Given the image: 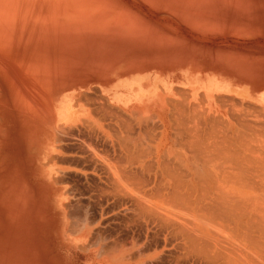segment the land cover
<instances>
[{
    "label": "rangeland",
    "instance_id": "rangeland-1",
    "mask_svg": "<svg viewBox=\"0 0 264 264\" xmlns=\"http://www.w3.org/2000/svg\"><path fill=\"white\" fill-rule=\"evenodd\" d=\"M71 8L79 10V15L77 16V12H74ZM49 14L53 15L49 16ZM71 15L74 16L71 17ZM131 75L144 76L143 80L154 85V88L168 84L170 87L181 88L182 92L186 90L181 93L184 100L189 94L186 102H184L179 98L178 93L175 94L177 88L175 90L172 88L175 93L168 92L166 105L168 108L173 109L178 101L183 102H180V104L185 106L177 105L178 108L181 107L186 112L182 113L181 118H179L181 113L177 112L179 114L177 115L178 118L175 117L176 114L174 115L176 111L171 113L174 109L169 112L174 115V118L180 119L181 124H185H180L181 128H185L180 130H184L190 135L187 133L183 135L184 132L181 133L184 136L183 140H191V137H193V141L197 140L196 143L203 145L200 150L206 149L209 151L210 148L218 146L219 139H221L222 146L224 145L225 149H229V146H232V144L229 145L230 142L233 145L236 143L232 138H238V134H235L238 133L236 131L241 129L239 136H242L239 139L241 143L243 142L242 147L244 150L248 149V151L249 148H252L250 151L251 154L255 155L256 161H253V154L252 159H250L251 157L248 156L250 154L245 153L244 150L234 153L238 150V146L239 149H242L241 145H238L240 143L239 139H237L239 143H236L238 146L236 148L232 146L234 150L230 147L232 150L226 152L231 155L234 153L233 156L241 155L239 159L241 158L243 165L245 164L243 161H247L244 160L245 157L242 159L243 153L241 154V152L243 151L244 155L247 154L249 157V163L253 161L252 164H256L253 166L246 163V168L252 165L251 170L255 168L254 172L259 170L258 172H261L264 176V156L262 157L264 148L260 147H264V131L261 130L262 127L264 128V122H262L263 124L260 123L261 116L258 119L259 122H257L262 127L260 124V127L251 124L255 129L253 130V127H251L249 130L245 126H241V123L237 124L238 120L236 119V131L234 129V118L240 116V122L243 120L244 123H249V119L253 118L250 122H255L259 117L257 115L262 114L259 109L262 108L261 110H263L264 108L251 104L252 97H250L251 100H246L250 96V91L248 87L241 85L245 81H251L252 84H261L260 86L264 88V0H0V264H109V260H106V258L112 256L113 258H120L121 256L125 257L127 254L130 255V257L127 256L130 261H135L137 254L143 248L141 253L148 252L147 255H149V253L155 251L157 252L156 256H158L153 257L154 260L153 258L145 259L146 264H186V262L176 258L180 254L178 250L176 251L171 247V239L164 243V233L159 228L160 231L156 229L157 224L146 223L135 215L134 210L132 212V207H130L133 206V204L131 205V197L134 196L132 193L138 190H133L132 183L127 185L126 182H135V180H132L134 175L137 174L136 176L140 177L139 175L142 176L146 171L148 174H144L145 179L140 177V180L144 179L141 181L142 184L145 182L144 186L138 180L139 178L135 177L139 181L140 186L138 188L143 186L141 189H148L152 185L154 186L153 182H156L155 175L157 174L155 172L162 169L160 165L156 164L166 165L164 162H159L158 159L162 155H158L159 151V153L162 150L166 152L167 156L164 157L163 155L161 159L166 158L167 162L172 155L171 163L168 162L167 164H169L168 167L172 166L177 170L180 168L178 169L176 165H179L180 162L177 163L176 159L178 161L182 159L181 163L183 164L184 160H187L185 163L188 164L192 162L200 164L198 159L201 160V157H204L203 153L206 155L207 151L204 152L203 150L201 153L200 150L198 151L199 148L197 149L198 144L195 146L191 144L192 147H196L197 153L203 154L198 153L196 155H200V158H196L197 162L196 159L194 160V151L193 158L189 153L191 151H185L190 145L189 143L187 147H183L186 148L185 150L181 147L183 146L181 140L177 141L181 146L165 143L162 137V124L154 116L156 110L152 113L153 118L150 117L151 119L143 117L142 120L139 114L135 112L136 115L133 114V120L131 114H129L131 117L127 116L128 114H122L123 112L120 110L121 114L118 111L117 117L113 116L112 119L111 116L104 120L97 113L99 117H94L99 103L91 101L90 115L86 113L85 108L74 105L75 112L73 109L71 112L78 119L76 121L70 119L65 123L63 119L68 114H65V109H62L58 115L61 121L56 123V113L54 112L56 100L63 95L69 94L77 97L82 92L86 94L90 92L93 96L89 94H85V96L94 97L96 95L95 97L98 98L99 95H103L101 90L104 84H113V82L117 84L118 79L120 83L121 78L130 77ZM95 86L99 91H95ZM191 86L196 90V95L193 94ZM90 87L95 90L89 89ZM115 88L117 89V86ZM203 90L211 91L214 98L208 99ZM94 91L95 93L99 92V94H94ZM118 92H124L123 88L119 89ZM184 93L186 94L185 97ZM168 98L174 99V102ZM259 100L261 101H255V103L264 102V95H261ZM195 104H198L199 108ZM190 105H192L191 109L193 107L192 112L194 113L191 111L189 113ZM183 107L187 109H183ZM202 107L204 109L206 107L205 112ZM242 107L246 110V113L248 109H253L252 113L255 110H259V112L253 113V115L255 114L253 116L249 111L246 115ZM76 108L80 109L81 112L77 111ZM240 108L243 112L239 110ZM198 109L199 112H197ZM238 110L242 112L240 115L235 112ZM202 111L206 116L201 114ZM216 113H220L219 115L227 121L229 119L232 126H229L231 124L229 121L225 120V123L220 116L216 122L218 117ZM235 113L237 114L235 117L230 115ZM171 114L168 115L169 119L172 116ZM189 114L190 116H188ZM199 114L204 117L200 118ZM211 114L213 116H209ZM119 115L123 116L121 120L125 118L126 121L127 118L126 122L129 121V123L119 126L122 122L116 119L119 118ZM90 116L94 118H90ZM191 116L192 121H190ZM84 117L87 118V121L84 120ZM136 117L138 120L135 119ZM205 117L206 120L208 117L209 120L213 117L215 120L212 119L210 122L207 120L209 122L207 123ZM246 117L248 121H245ZM174 118L171 117L172 120ZM183 118L188 120L184 121ZM198 118L201 120L203 118V121L201 122ZM254 118L256 119L254 120ZM89 120L90 122H88ZM140 121L142 122L140 123ZM199 121L201 125H199ZM147 122L151 124H147ZM195 122H197V126ZM88 123L94 125L88 126ZM215 123L216 126L212 127L211 125H215ZM219 123L224 126L220 125L221 127H219ZM125 124L134 126H130V129L127 125V131L129 129L134 133L136 131L141 138H143L145 132L144 138L145 136L150 138L148 140L145 138L146 142L142 144L144 139L140 140L139 137H135L138 133L133 135L134 133L129 131L128 133H131L136 141L131 139V134L124 139V136L128 135L127 131H124ZM178 124L179 121H177L176 126L180 128ZM186 125H189V127ZM109 127L111 128L109 129ZM242 127L251 136L246 137L247 134L244 131L241 132ZM190 128L192 129L188 132ZM259 128L263 133L257 131ZM154 130L158 131L157 134ZM221 131H224V135H221V137L224 136L223 138L219 135L222 134ZM232 131L236 137L232 134L231 138ZM214 132L216 137L217 134L219 135L217 145L216 139L213 138L215 137ZM227 132H230L229 137L225 136ZM111 133H114L115 135H113L117 138L111 136ZM117 134H119V137L122 136L123 139L118 140ZM151 134L157 135V137L160 136V138H152ZM211 134H213L212 137ZM182 135L178 138L181 139ZM256 135L258 139H256ZM198 137L207 142L204 143ZM252 137L255 141L250 142L253 139ZM207 138L209 139L206 140ZM224 138L227 141V146H225L226 141L223 140ZM227 138L232 140H227ZM248 138L251 139L249 143ZM126 139H131L133 142L129 140L130 145L128 144V146V140L125 141ZM137 139L141 145L134 143L138 142ZM211 139L214 140L215 145L213 142L208 143ZM259 139L260 142L262 141L261 143L257 141ZM122 140L124 143H122ZM149 140L151 142L156 141V144L151 146L152 143H150L149 145L147 143L150 142ZM187 141H185L186 144ZM120 142L127 154H129L127 146L130 148L134 144L133 147L137 145L142 150L147 147L146 144L149 145L151 152H149L150 150L147 151L157 153H152L154 157L152 154L149 156L148 152L144 150L143 152L148 155L146 156L145 153L142 154L143 156L139 155L143 159L136 157L135 151L132 155V150H136L137 146L130 148L131 151L129 152L139 161L141 159V164L147 160L148 164L147 161L144 163L147 166L149 160H152L153 157L154 163L150 161L153 165H149H152L151 168L148 166L147 171L145 165L141 166L139 161L136 158L133 159L130 154L131 157L128 156L133 159L131 160L132 165L122 163L126 161L130 163L131 161L128 159L127 154L125 156L124 153H121L123 150ZM254 142L256 143L255 147H253ZM131 143L133 144L131 145ZM159 143L161 147L165 146V148H161ZM201 143L210 146H204ZM250 143L253 144L249 146ZM49 144L52 146L50 153L46 152L47 148L50 147ZM124 145L127 146L124 148ZM143 145L145 147H142ZM220 145L219 147H222ZM256 146L259 148H257L258 150L255 149ZM140 149L137 150L138 154L141 153H139ZM174 150L179 154L182 153V155H174ZM212 150L215 151L214 148ZM256 151H259L260 154L255 153ZM122 155L127 157L129 161L126 158L122 159ZM257 155L258 158L260 157L259 159ZM134 160L136 162L133 163ZM111 161L112 163L117 161L120 165V168L117 165L121 171L120 174H125L131 168L136 169L133 171L136 173L138 165L141 170L138 169L139 174L138 172L132 174L128 170V173L131 172L132 174L130 175L132 181L128 180L129 177L126 178L124 174H121L124 178L120 177L123 180H119V172L115 173H118L117 175L113 173L116 166ZM120 163L124 166L130 165V167L126 166L125 168L128 169L123 168L125 171L122 172ZM170 164L172 165L170 166ZM183 164L179 166L183 168ZM110 167L113 168V171ZM150 169H153V172L151 171L152 174L154 173L153 181L150 180L152 178L151 173H149ZM109 171L118 177L121 185L126 183L125 187L128 186L129 193H131L130 199L127 197L129 196L128 192L125 191L127 188L123 187L124 190L122 189L125 193L118 189L120 186H117L118 188L115 190H119L123 195L127 193V196H120L119 191L118 194L113 191L116 195L112 192V189H116L115 187L119 182L116 181V185H113V188L111 187L110 179L115 182L117 178L115 177L114 180ZM140 171L143 173L140 174ZM146 174L150 175L151 178L149 179ZM160 174H162L161 171ZM109 175H112V178ZM158 176L160 177L159 173ZM147 177L148 179H146ZM125 178L127 181H125ZM156 178L158 177L156 176ZM257 179L259 180L258 177L254 178L255 183L258 181ZM145 180L152 183L147 182L146 185ZM262 180H264V177H262ZM262 180L261 182L264 184ZM112 182L111 184H113ZM135 183V188H137ZM258 183L260 182L258 181ZM248 194L255 197L252 191H249ZM258 196L264 198L263 195ZM132 198L134 199V197ZM86 227L90 228L87 236L86 234L82 235ZM118 244H121L122 247H119ZM144 244L146 247H143ZM104 248L107 254H105ZM111 248H115V250H111ZM135 250L136 252H134ZM132 251L133 254H130ZM98 252L102 253L99 254ZM123 258L121 260H126ZM121 263V261L118 262V264Z\"/></svg>",
    "mask_w": 264,
    "mask_h": 264
},
{
    "label": "bare ground",
    "instance_id": "bare-ground-1",
    "mask_svg": "<svg viewBox=\"0 0 264 264\" xmlns=\"http://www.w3.org/2000/svg\"><path fill=\"white\" fill-rule=\"evenodd\" d=\"M72 10H74V12L76 11L77 12V16L79 15L78 14V12H79V10H75V9H73V8H71ZM82 10V9H81ZM80 10V11H81ZM83 12V11H82ZM84 13V12H83ZM48 14V13H47ZM143 14H145V13H143ZM148 14V13H147ZM53 15V14H52ZM51 14H49V16H52ZM85 15V14H84ZM146 15V14H145ZM74 15H71V17H73ZM76 16V15H75ZM48 17V16H47ZM66 17H68V16H66ZM65 17V18H66ZM82 17V16H81ZM85 19V18H84ZM83 20V19H82ZM182 28V27H181ZM186 33V32H185ZM195 40V39H194ZM127 65V64H126ZM2 66V65H1ZM140 71V70H139ZM131 72V71H130ZM141 72V71H140ZM125 74V73H124ZM12 77V76H11ZM145 77L144 76H135V75H131L130 77H123V78H121V81H120V83H119V79L116 81V82H118L117 84H114V82H113V84L112 85H115V86H117V89L115 88V86H112L111 84H109V83H107V84H104V86H103V89L101 90V92L103 93V95L101 96V95H99L98 96V98L97 97H95L96 95H94V97H92L93 95H92V93L90 94V92L89 93H87V94H89V95H92V96H85V92H82V93H84V94H82V93H80V94H82V95H84V96H82V95H80L79 94V96H75L74 95V97L71 95H63L61 98H59L58 100H56V106H55V118H56V123H58L59 121H61V118H59V113H61V110L62 109H65V114H68V116L65 118V119H63V121H65V123L67 122V121H69L70 119L71 120H73V121H76L78 118H76V116H74L73 114H72V112H71V110L74 108V105L77 107V106H81L82 108H85V111H86V113L87 114H89L90 115V113H91V108H90V106H91V104H90V102L91 101H97L98 103H99V106H98V110L97 111H95V114L97 113V114H99V115H101V117L105 120V119H107V118H109V117H111L112 116V119L114 118L113 116H115V117H117L116 116V114H118V111H119V113L121 114V111L123 112L122 114H125L126 113V115L127 116H130L129 114H131V116H132V118L134 117L133 116V114L136 112V113H138L139 114V116L141 117V119L143 120L144 118L143 117H147V118H149V119H151V118H153L151 115H152V113L154 112V110H156V112H155V115L154 116H156V118L155 119H157L158 121H160L161 122V124H162V137L165 139H163V141L165 142V143H171V144H176V146H177V144H179V146H181V144L183 145V146H181L182 148L185 146V147H187L188 146V143L190 144L188 147H190L191 149H189L188 147H187V150H185L186 148H183L185 151H191V152H189V153H191V157H192V154H193V151H194V154H193V156H195L194 157V160L196 159V158H198L200 155H203L204 154V157L202 156L201 157V160L200 159H198L199 160V162H200V164L199 163H197V164H194L193 162L191 163V164H188V163H185V161L187 162V160H184V164L183 163H181V161H183L182 159H181V157H180V161H178L177 159L175 160L177 163H179L180 162V164H183V168H181L179 165H176V166H178V169L179 170H177V168L176 169H174V168H172V164H170V166L171 167H168V165L169 164H167L168 162H170L171 163V158H172V155L170 156V158H169V160H168V162L165 160L166 158H162L161 159V157L164 155V157H166L167 155H166V152H163V150H162V152L161 153H159L160 151L159 150H157V151H159L158 152V155L159 154H162L161 155V157H160V159H158L159 160V162H164L166 165H164V164H162V163H158V164H156V165H160V167L162 168H160V167H156V168H160L161 170V173L162 174H160V171L159 172H155V179H156V182L154 181L153 183H154V186L152 185V187H149L148 189H146V188H142L141 189V187H143L144 186V183L142 184V182L141 181H143L144 179H145V173H147L148 174V172H146L145 171V169L147 170V168H148V166L150 165V164H152V163H154V161H153V157H154V155L152 154V153H154L153 151H152V153H149V152H151V148H149L150 146V143H152V145L151 146H153L154 144H156L155 142H154V140L151 142V140H149L150 142H147V143H149V145H147L146 144V146L148 147H146L145 149H140V148H138V147H140V146H137V145H141V143L139 142V140H138V142H134L135 144L137 143V145H135L134 147H133V143H131V149L132 148H135L136 146H137V148H135L136 150H132V152H131V154L133 153V151H135L136 152V157L138 156V157H140V158H142L141 156H139V155H142V154H144L145 153V155H146V152H148L149 150V152H148V154H149V156H150V154H152L153 155V157H152V160H149V158H148V160H149V165L147 166L146 164H144L145 163V161H147V160H145L144 161V163L143 164H141V159H140V161L138 160V158H136L138 161H139V163H140V165L142 166V165H145V169H144V173L143 172H141L140 171V174H142V176L141 175H139L141 178H144L143 180H140L141 178L140 177H138V176H136L137 174V172H138V174H139V170H141V169H139L138 167H139V165L136 167L137 168V171H136V173L135 172H133L134 170H136V169H133V168H131V170L130 169H128V168H125L126 166L128 167H130V165H132V161L131 160H133V159H135L134 158V156H132V155H134V153L131 155L130 154V152L129 151H131V149L128 147L130 144H129V140H133L135 137H139L138 135H140L138 132H136L135 131V133H134V131H131L130 129V126L132 127L133 125H130V124H125V127H124V131H127L128 130V128H130L129 129V131H131V133H134L133 135H135L136 133H138L137 134V136H135V137H132V134L131 133H128L129 131H127V133H128V135L126 136H124V134H126V132H124V134H123V136H124V139L127 137L128 138V136L130 135L131 136V139H126L125 141H127V145H124V148H125V146H127L126 148H127V150H129L128 151V153L133 157V159L131 158H129V154H127L126 152H124V150H123V147L121 146V145H123L122 143H124V141L122 140V143L120 144V143H118V144H120V146L122 147V150H123V152L121 151V153H124V155L126 156V154H127V156H128V159H130V163L129 162H122V163H128V164H130V165H126V166H124V165H122V163H120L121 164V169L123 170V168H125L126 170L128 169V170H130L131 172H132V174H136V175H134V179L130 176V175H132L131 174V172L130 173H128V170H127V172L124 174V173H121V174H124L125 175V177L126 178H128V180H131V178H132V180H135V182H137V183H135L134 181V183L137 185L136 187L137 188H135V185H134V183L133 182H130V181H127V179L125 180V181H127L126 183H127V185H130L131 183V185H132V188H133V186H134V188H133V190L134 189H137L138 191H135V192H133L132 193V195H134V196H132V197H134V199L131 197V201H132V203H131V205L133 204V206H130V207H132L131 209H132V212H133V210H134V213H135V215H137V217L140 219H142V220H144L146 223H148V222H151V223H154L153 225L156 227V229H160L164 234H163V241H164V243H167L168 241H170V239H171V242L172 243H170L171 244V247H173L176 251L178 250L179 252V254H180V259H179V257H176V258H178V260H182L183 262H186V264H264V198H261V197H259L258 195H263L262 197H264V184H262V182H261V180H262V177H264L263 175H262V173L261 172H258V171H256V172H254L253 170L255 169V168H253L252 170H251V166L253 165L252 164V162L253 161H256V158L254 157L255 155L253 154V161L252 162H250L249 163V157H251L250 159H252V154H251V151L250 150H252V148L250 149L249 147H246L247 146V144L245 143V141H244V144H246V148H249V151H248V149H246V150H244V148L242 147V145H243V142L241 143L240 142V139H239V137H241L242 135H241V132L243 133V131H244V133H246L247 134V136L246 137H248V136H251L250 134L248 135V132H246L245 131V129H244V127H242L243 128V130L240 132V135L241 136H239V131L241 130H239V131H236V126H235V122H236V119L238 120V122H236L237 124L238 123H241V126L243 125V126H245L246 127V129H251V127H253V126H251V124H256V126L258 125V127H260L261 126V124H263L262 122H264V118H263V116H264V112H262V111H264V108H263V110H261V109H259L261 112L260 113H262V114H259V113H256V114H259V115H257V116H259L258 118H257V120H255L256 118H254V120H255V122H250L252 119L250 118L249 119V123L247 122V123H244V121L243 120H241L242 122H240V116L238 117V118H234L235 119V121H234V129H235V131L236 132H238V133H235V134H238L237 136H238V138L236 137V135H234V133H233V127H232V133H231V138H232V134L236 137L235 139L234 138H232L233 139V141H235L238 145H241V147H242V149H239V146L238 145H236V143L233 145V143H231L230 142V144L229 145H231L232 144V146H235V148L237 147L238 148V150L237 151H235L234 153H237L238 151H241V150H244V152L245 153H249L250 155H248L247 156V154H246V156L244 155L245 153L242 151L241 152V154L243 153V157H242V159L244 158V160H247L246 162L245 161H243V163H249V164H252V165H249L247 168H246V166H247V164L245 165V164H243L242 165V160H241V158L239 159V157H241V155L239 156L238 154L236 155V156H233V154L231 155L230 153H227L226 151L227 150H232V146H229V149H225V147H223L222 146V143H220L221 142V139H219L220 140V142H219V145L220 146H222V147H219V145L218 146H216V147H212L213 145L211 144V147L212 148H210L209 149V147H208V149H209V151H207L206 149H203L204 150V152L205 151H207L206 152V155H205V153H203V154H200L199 152V156H196V155H198V153H197V150H195L196 149V147L194 148V147H192V146H195V145H197L198 143H196V141L197 140H192V138L193 137H191V140L190 139H184L183 140V138H184V136L183 135H185V133H187V132H184V130H180V129H185V128H181V125H185V124H181L180 123V119H177L178 118V116L177 115H179L178 113H181V115L179 116V118H181V116H183L182 115V113H186V112H184L185 110H182L181 109V107L180 108H178V106H180L181 104H180V102L178 101V104H177V101H176V104L178 105H174V111H172L171 112V110H173V109H170V108H168L167 107V105H166V97H168L169 95H168V92H171V93H175V94H179L180 95V97L179 98H181L182 100H184L183 99V95H182V97H181V93H183V92H185L186 90H184L183 92H182V90H181V88H178V87H170V85L168 86V84H163V85H160L159 87H156V88H154V85H152V84H150V83H148V82H146V81H144L143 79H144ZM85 83H87V82H85ZM100 84V83H99ZM109 84V85H108ZM84 85V84H83ZM102 85V84H101ZM82 86V85H81ZM2 87H4V86H2ZM5 88V87H4ZM96 90H95V89ZM92 87V89H94L96 92H97V87L95 86V87ZM123 88V90H124V92H118V90L119 89H122ZM157 88H159V89H157ZM172 88H174V90L177 88L178 90H180L179 92H177L178 90L176 89L175 90V92H174V90L172 89ZM89 89H91V87L89 88ZM91 89V90H92ZM191 89L193 90V94L194 95H196V90L191 86ZM90 90V91H91ZM173 90V91H172ZM95 91H94V94H99V92L98 93H95ZM99 91V90H98ZM93 92V91H92ZM203 93L205 94V96L208 98V99H213L214 98V94L213 93H211V91H205V90H203ZM54 94V93H53ZM86 94V95H87ZM174 94V95H175ZM185 94V93H184ZM188 94V93H187ZM189 95V94H188ZM188 95L186 96V94L184 95V97L186 98V100H187V97H188ZM97 98V99H96ZM168 99H170V98H168ZM180 99V100H181ZM49 100V99H48ZM171 100V99H170ZM174 100V99H173ZM173 100H171L172 102H174ZM186 100H184V102H186ZM202 100V99H201ZM203 100H204V97H203ZM169 101V100H168ZM199 101V100H198ZM208 101V100H207ZM254 101H261V100H254ZM254 101H250V103L251 104H254V105H256L257 107H258V105L259 106H261V107H264V105H262V103H264V102H261V103H255ZM203 102V101H202ZM205 102V101H204ZM46 103V102H45ZM168 103V102H167ZM181 103H183V102H181ZM190 104L192 103L191 101L189 102ZM201 103V102H200ZM169 104V103H168ZM180 104V105H179ZM186 104V103H185ZM199 104V103H198ZM198 104L196 105L197 107H198ZM212 104V103H211ZM172 105V104H171ZM182 105H184V104H182ZM181 105V106H182ZM232 105H233V103H232ZM235 105V104H234ZM47 106V105H46ZM177 106V107H176ZM185 106V105H184ZM191 106L192 105H190L189 107H190V109H188L189 110V113H190V111L192 112V110H193V107H192V109H191ZM203 106V105H202ZM170 107V106H169ZM207 107V106H206ZM206 107H205V109H206ZM199 108V107H198ZM203 108V107H202ZM201 108V109H202ZM260 108V107H259ZM48 109V108H47ZM77 109V108H76ZM181 109V110H180ZM183 109H187V108H184L183 107ZM205 109L203 108L202 110H204V112H205ZM242 109H243V111H245V113H246V110L242 107ZM74 110V109H73ZM121 110V111H120ZM153 110V111H152ZM195 110V109H194ZM197 110V109H196ZM239 110H241V108L239 109ZM235 111L236 113L238 112L239 113V115L243 112L242 110V112H240V111ZM259 110H255V112H259ZM77 111H80L81 112V110L80 109H77ZM174 113L175 111H176V113H174V115H175V117L177 116V118H174L173 116L174 115H172L171 113ZM187 111V110H186ZM200 110L198 109V111L197 112H199ZM251 112V111H253V109L252 110H250V109H248V111H247V113H246V115H248V112ZM69 112V113H68ZM74 112H75V110H74ZM178 112V113H177ZM203 112V111H202ZM201 112V114H203V115H205L204 114V112L202 113ZM224 112V111H223ZM226 112V111H225ZM228 112V111H227ZM226 112V113H227ZM255 112H253V113H255ZM79 113V112H78ZM136 113L134 114V115H136ZM192 113H194V112H192ZM191 113V114H192ZM210 113V112H209ZM208 113V114H209ZM229 113H231V112H229ZM230 114V115H232V116H234L235 117V115H237V114ZM245 113L243 114V117H244V115H245ZM253 113L251 112V114L253 115ZM48 114V113H47ZM94 115V117L95 116H98L99 117V115ZM142 114H145L144 116H141ZM169 114H171L172 116V118H174L173 120L171 119V117H170V119L168 118L169 116ZM197 114V113H196ZM201 114H199L200 115V118L201 117H204V116H201ZM207 114V115H208ZM212 114H213V112H212ZM209 115V116H213V115H215V114H213V115ZM217 114V113H216ZM220 113H218L217 114V118H216V122H217V120H218V118H219V115ZM250 114V113H249ZM186 114H184V116H185ZM255 115V114H254ZM253 115V116H254ZM92 116V115H91ZM90 116V118H94V117H91ZM126 116V117H127ZM130 116V117H131ZM188 116H190V114L188 115ZM206 116V115H205ZM229 116V115H228ZM242 116V115H241ZM253 116H251V117H253ZM256 116V117H257ZM260 116H261V119H260ZM88 117V116H87ZM121 117V115H119V118H116V119H118V121H122L121 123H120V125L119 126H122V124H124V123H129V121L128 122H126L127 121V118H126V121H125V118L123 119V120H121L122 119V117ZM125 117V116H124ZM130 117H129V119H130ZM151 117V118H150ZM185 117H187V116H185ZM215 117H216V115H215ZM221 117V116H220ZM230 117V116H229ZM248 118H249V116H247ZM246 117V119H245V121L247 120L248 121V118ZM81 118V117H80ZM89 118V117H88ZM101 118V119H102ZM139 118V117H138ZM212 118V117H211ZM263 118V119H262ZM87 119V118H86ZM85 119V117H84V120H86ZM98 119V118H97ZM120 119V120H119ZM135 119H137V117L135 118ZM140 118H139V120H141ZM149 119H146V120H149ZM154 119V121H156ZM184 119V118H183ZM190 119V118H189ZM192 116H191V120L190 121H192ZM196 119V118H195ZM199 119V118H198ZM212 119H214V117L212 118ZM212 119H210L209 120V117H208V119L207 120H209V122L210 121H212ZM221 119L222 120H224V122H225V120L226 119H224V117H221ZM232 119V118H231ZM233 119V120H234ZM242 119V118H241ZM244 119V118H243ZM258 119H260V126H259V124H258V122H259V120ZM82 120H83V118H82ZM132 120V119H131ZM131 120H130V122H131ZM133 120H134V118H133ZM138 120V119H137ZM153 120V119H152ZM171 120L173 121L172 123H171ZM179 121V124H178V126H180V128H178L176 125H177V121ZM185 120H188L187 118H185L184 119V121ZM197 120V119H196ZM201 122L203 121V118H202V120L201 119H199ZM205 120H206V117H205ZM206 120V121H207ZM215 120V119H214ZM222 120H219V121H222ZM54 121V120H53ZM87 121V120H86ZM96 121V120H95ZM110 121V120H109ZM181 121H183V120H181ZM199 121V122H200ZM218 121V122H219ZM227 121V120H226ZM228 121H229V119H228ZM227 121V122H228ZM258 121V122H257ZM88 122H90V120L88 121ZM113 122V121H112ZM135 122H136V120H135ZM142 121H140V123H141ZM150 122H153V121H150ZM150 122H147V124H149ZM198 122V123H199ZM201 122H200V124L199 125H201ZM208 121H207V123H209ZM223 122V121H222ZM222 122H220V123H222ZM230 122V121H229ZM92 123V122H91ZM97 123V122H96ZM108 123V122H107ZM137 123H139V122H137ZM155 123H157V122H155ZM204 123V122H203ZM218 124L219 125V127H221L222 126V124ZM226 123V122H225ZM231 124H229V126L231 127L232 126V122H230ZM89 124V123H88ZM111 124V123H110ZM133 124V123H132ZM146 124V125H147ZM151 124V123H150ZM181 124V125H180ZM195 124H196V126L198 125L197 124V122H195ZM228 124V123H227ZM236 124V125H237ZM62 125V124H61ZM90 125H94V124H89L88 126H90ZM96 125V124H95ZM105 125V124H104ZM103 125V126H104ZM107 125V124H106ZM105 125V126H106ZM175 125V126H174ZM208 125H210V124H208ZM221 125V126H220ZM240 125V124H239ZM112 126H113V124H112ZM115 126V125H114ZM117 126V125H116ZM128 128H127V127ZM138 126H139V124H138ZM158 125L156 124V127H157ZM187 126V125H186ZM185 126V127H186ZM202 126H203V124H202ZM206 126V125H205ZM212 127L213 126H216V123H215V125H211ZM224 126V125H223ZM222 126V127H223ZM227 125L225 124V127H226ZM238 126V125H237ZM241 126H239V127H241ZM95 127V126H94ZM98 127V126H97ZM108 127V126H107ZM134 127V126H133ZM141 127V126H140ZM161 127V126H160ZM184 127V126H183ZM187 127H189V125L187 126ZM200 127V126H199ZM209 127V126H208ZM230 127H228V128H230ZM262 127V126H261ZM99 128V127H98ZM111 127H109V129H110ZM125 128H127V129H125ZM150 128V127H149ZM153 128V127H152ZM151 128V129H152ZM155 128V127H154ZM153 128V129H154ZM177 128V129H176ZM194 128V127H193ZM196 128V127H195ZM216 128V127H215ZM214 128V129H215ZM227 128V129H228ZM122 129V128H121ZM142 130L144 129L143 127L141 128ZM140 129V130H141ZM151 129H149L150 130V132H152L151 131ZM152 129V130H153ZM157 129V128H156ZM159 129V128H158ZM180 131H182V132H180ZM192 128H190L189 130H188V132H190V130H191ZM201 129V128H200ZM217 129H218V127H217ZM226 129V131H228ZM231 129V128H230ZM237 129H238V127H237ZM255 129V127H253V130ZM260 129L261 128H259V130H257V131H259V132H261V133H263L262 131H260ZM104 130V129H103ZM103 130H102V132H103ZM123 130V129H122ZM135 130V129H134ZM141 130V131H142ZM145 130H147V129H145ZM187 130V129H186ZM197 130H198V128H197ZM206 130H207V127H206ZM209 130V129H208ZM248 130V131H249ZM261 130H263L264 131V128L262 127V129ZM56 131V130H55ZM107 131V130H106ZM105 131V132H106ZM137 131H138V129H137ZM155 131V130H154ZM205 131V130H204ZM203 131V132H204ZM215 131H217L216 129H215ZM218 131H220V130H218ZM224 131H225V129H224ZM224 131H221V133L222 134H219L220 135V137H221V135H224ZM231 131V130H230ZM234 131V132H235ZM257 131H255V132H257ZM108 132V131H107ZM106 132V133H107ZM118 132V131H117ZM123 132V131H122ZM150 132L148 133L149 134V136H150ZM156 132H158V131H155V133ZM173 132V133H172ZM183 132H184V134H183ZM194 132H195V130H194ZM193 132V134H195ZM206 132V131H205ZM204 132V133H205ZM209 132V131H208ZM211 132H213V130H211ZM250 132V131H249ZM254 132V131H253ZM110 133V132H109ZM146 133H147V131H146ZM183 135H182V134ZM210 133V132H209ZM230 133V132H229ZM228 132H227V135L225 134V136H227V137H229L230 136V134H229ZM260 133V134H261ZM114 134V133H113ZM112 133H111V136H114ZM120 134V133H119ZM119 134H117V136L119 135ZM143 134V133H142ZM157 134V133H156ZM179 134H181L182 135V138L181 139H179L178 137L179 136H181V135H179ZM188 135H190L189 133H187ZM192 134V133H191ZM228 134H229V136H228ZM251 134H252V132H251ZM255 134V133H254ZM47 135H48V133H47ZM121 135V134H120ZM144 135H146L145 134V132H144V134H143V138H141V137H139L140 138V140H142V139H144V142L142 141V144L144 143L145 144V142H146V139L148 140L149 138H147L146 136H145V138H144ZM152 135V134H151ZM178 135V136H177ZM210 135V134H209ZM212 135L213 134H211V137H212ZM214 135H215V137H213L214 139H216V145L218 144L217 143V139H218V137H219V135L217 134V137H216V134H215V132H214ZM243 135H245V134H243ZM258 136H259V134H257ZM256 135V136H257ZM40 136V135H39ZM198 136V135H197ZM203 136V135H202ZM233 136V137H234ZM258 136H257V138L256 139H258ZM264 136V135H263ZM263 136H261V137H263ZM54 137V136H53ZM108 137H110V136H108ZM115 137V136H114ZM119 137V136H118ZM152 138L153 137H157V135L155 136L154 134L151 136ZM186 137V136H185ZM210 137V136H209ZM210 137V138H211ZM224 137V136H223ZM223 137H221V138H223ZM243 137H245V136H243ZM253 137H254V135H253ZM252 137V138H253ZM113 138V137H112ZM115 138H117V137H115ZM120 138V139H119ZM118 138V140H121V138H122V136H120ZM151 138V139H152ZM160 138V136H158L157 137V139H159ZM201 139V137H198V139ZM226 138V137H225ZM223 139V140H225L226 141V139ZM231 138H227V140H232ZM250 138V137H249ZM249 138H248V143H249V141L251 140H249ZM255 138V137H254ZM254 138L250 141V142H253V141H255L254 140ZM260 138V137H259ZM264 138V137H263ZM108 139V138H107ZM123 139V138H122ZM204 139V138H203ZM209 138H207L206 140H208ZM237 139H239V142H237ZM131 140V141H132ZM179 140H181L180 142H181V144L180 143H178L177 141H179ZM186 140H188L187 141V144H186ZM202 140V139H201ZM200 140V141H201ZM222 140V141H223ZM263 140V139H262ZM113 141V140H112ZM134 141H136V139H134ZM162 141V140H161ZM203 141V140H202ZM210 141V140H209ZM214 141V140H213ZM212 141V139H211V141L210 142H208L209 144L210 143H212L213 142ZM242 141H243V138H242ZM258 142H260V139L259 140H257ZM257 141H256V143H257ZM114 142V141H113ZM112 142V143H113ZM117 142H119V141H117ZM133 142V141H132ZM198 142H199V140H198ZM204 142V141H203ZM207 142V141H206ZM206 142H204V143H206ZM262 142V141H261ZM260 142V143H261ZM53 143V142H52ZM116 143V142H115ZM139 143V144H138ZM164 143V144H165ZM204 143H201V144H204ZM214 143V142H213ZM256 143L254 142V144L253 143H250L249 144V146L250 145H252L253 144V147H255V145H256ZM126 144V143H125ZM191 144H192V146H191ZM223 144H225V143H223ZM259 144V143H258ZM214 145H215V143H214ZM260 145H262V144H260ZM259 145V146H260ZM49 146H50V144H49ZM118 146V145H117ZM156 146V145H155ZM154 146V147H155ZM159 146L161 147V145H160V143H159ZM204 146H210V145H206V144H204ZM225 146H227V141H226V144H225ZM258 146V145H257ZM256 146V148L255 149H257L258 147ZM52 146H50V147H48L47 148V150H46V152H48V153H50L51 152V150H52V148H51ZM142 147H145L144 145L142 146ZM159 147V148H160ZM163 147V146H162ZM161 147V148H162ZM167 147V146H166ZM175 147V146H174ZM200 147H201V149H202V147H203V145L201 146V145H199L198 144V146H197V149H198V151L200 150ZM230 147H232L231 149H230ZM252 147V146H251ZM260 147H262V148H264L263 146H260ZM163 148H165V146L163 147ZM171 148V147H170ZM206 148V147H205ZM215 149V151L214 150H212V149ZM121 149V148H120ZM141 150V151H139V153L140 154H138L137 153V150ZM158 149V148H157ZM167 149H168V147H167ZM175 149V148H174ZM255 149L253 148V150L255 151ZM259 149V148H258ZM257 149V150H258ZM143 150L144 151H146V152H143ZM148 150V151H147ZM152 150H154L153 148H152ZM203 150H200L201 151V153H202V151ZM233 150H234V148H233ZM260 150H262L261 148H260ZM175 151V153H174V155L175 154H179L178 152H176V150H174ZM253 151V152H254ZM143 152V153H142ZM195 152H196V154H195ZM233 152V151H232ZM258 152V153H257ZM264 152V151H263ZM38 153V152H37ZM156 153V152H155ZM154 153V154H155ZM164 153V154H163ZM255 153H257V154H260V152L259 151H256ZM262 153V152H261ZM147 154V155H148ZM157 154V153H156ZM230 154V155H229ZM262 154H264V153H262ZM144 155V157L146 158V156ZM166 155V156H165ZM179 155H182V153L181 154H179ZM235 155V154H234ZM56 156V155H55ZM130 156V157H131ZM143 156V155H142ZM185 156V155H184ZM233 156V157H232ZM264 155H262V157H263ZM50 157H51V155H50ZM49 157V158H50ZM122 157H123V155H122ZM169 157V156H168ZM190 157V158H191ZM248 157V158H247ZM48 158V159H49ZM124 158H126L127 159V157H123L122 159H124ZM193 158V157H192ZM200 158V157H199ZM257 158H258V155H257ZM260 158V157H259ZM258 158V159H259ZM52 159V158H51ZM127 159V160H128ZM143 159V158H142ZM151 159V158H150ZM168 159V158H167ZM173 159V158H172ZM178 159H179V157H178ZM187 159H188V157H187ZM264 159V158H263ZM190 160V159H189ZM240 160H241V162H240ZM119 161V160H118ZM123 161V160H122ZM129 161V160H128ZM150 161H153L152 163L150 162ZM195 161H197V159L195 160ZM114 162H116V163H112V161H111V163L112 164H115V166H116V168L114 169V171L115 172H113L114 174L116 173V172H119V180L121 179V180H123L122 178H120V177H123L124 178V176L123 175H121L120 174V165L117 163V161H114ZM121 162V161H120ZM134 162H136V160H134L133 161V163ZM157 162V161H156ZM176 162H174L175 164H177ZM189 162V161H188ZM198 162V161H197ZM261 162V161H260ZM47 163V162H46ZM138 163V162H137ZM147 164H148V161L146 162ZM174 163H173V165H174ZM199 164V165H198ZM261 164V163H260ZM259 164V165H260ZM117 165H118V167H117ZM153 165V164H152ZM151 165V166H152ZM164 165V166H163ZM256 165V164H255ZM255 165H253V166H255ZM114 166V165H113ZM113 166H111V167H113ZM151 166H149L150 168H151ZM111 167H110V169H111ZM132 167V166H131ZM250 167V168H249ZM260 167V166H259ZM134 168H135V166H134ZM144 168V167H143ZM249 168V169H248ZM258 168V167H257ZM113 169V168H112ZM111 169V171H113ZM125 169L122 171V172H124L125 171ZM139 169V170H138ZM149 169V168H148ZM259 169V168H258ZM109 170V169H108ZM116 170H118V171H116ZM153 170V169H152ZM151 169H150V171H149V173H151V176H152V178H151V176L150 175H147L146 174V176H149V179L151 180V181H153V174H152V171ZM111 171H109L110 172V174H112L113 175V179L115 180V177L116 176H114V174L113 173H111ZM148 171V170H147ZM152 171V172H151ZM258 172V173H257ZM263 172V171H262ZM158 173H159V175H160V177L158 176ZM259 173H261V175H259ZM264 173V172H263ZM118 174V173H117ZM117 174H115V175H117ZM127 174V175H126ZM112 175H109V176H111L110 178H112ZM129 175V176H128ZM162 175V176H161ZM156 176L159 178H156ZM131 177V178H130ZM135 177H138L139 179L138 180H140V183L143 185V186H141L140 188H138L140 185H139V181L138 180H136L135 179ZM256 177H258L259 178V182L260 183H258V181H256V183H255V181H254V178H256ZM117 179L115 180V182H112L111 180L112 179H110V185H111V187L113 188L114 186L113 185H116V183L117 182H119L117 185H116V189H112V192L113 191H115V190H117V188L118 189H121V191H122V189L124 190V188H127V187H125V184H123L122 183V185H121V183H120V181L118 180V177H116ZM146 179H148V177L146 178ZM157 179H158V181H157ZM131 180V181H132ZM253 180V181H252ZM256 180V179H255ZM117 181V182H116ZM146 181V180H145ZM149 180H147L146 181V185H147V182H148ZM150 181V182H151ZM262 181H264V180H262ZM111 182L113 183V184H111ZM122 182V181H121ZM124 182V181H123ZM150 182H148V183H150ZM158 182V184H156L155 185V183H157ZM152 183V182H151ZM264 183V182H263ZM118 186V187H117ZM122 186V187H121ZM124 187V188H123ZM130 188V187H129ZM119 191V190H118ZM118 191H115L117 194H118ZM125 191H127L128 192V195L129 196H127V193L125 194V195H123V193H125ZM125 191H122L123 193L121 194L120 193V191H119V195L120 196H127L128 198L131 196L130 194L131 193H129V190H128V188H127V190L125 189ZM249 191H252L253 193H254V195H255V197H251V196H249V194H248V192ZM114 193V192H113ZM116 193H114L115 195H116ZM251 194V193H250ZM118 195V196H119ZM130 199V198H129ZM133 199V200H132ZM130 209V208H129ZM137 218V219H138ZM141 220V221H142ZM143 221V222H144ZM144 224V223H143ZM152 225V224H151ZM152 225V226H153ZM145 226H146V224H145ZM148 226V225H147ZM150 226V225H149ZM151 226V227H152ZM157 226H159V227H157ZM153 228V227H152ZM90 228L89 227H86L85 229H84V231H83V234L82 235H85L86 234V236L89 234V232L90 231H88ZM158 229V230H159ZM82 230V229H81ZM157 230V231H158ZM159 230V231H160ZM91 238V237H90ZM89 243H91V242H89ZM120 243V242H119ZM103 245V244H102ZM119 245V244H118ZM131 245V244H130ZM140 245V244H139ZM105 246H108V245H105ZM121 246V244L119 245V247ZM125 246V245H124ZM133 246H135V245H133ZM143 246V245H142ZM141 246V247H142ZM113 247V246H112ZM118 247V246H117ZM122 247V246H121ZM143 247H146L145 246V244H144V246ZM124 248V247H123ZM135 248V247H134ZM137 248V247H136ZM140 248V247H139ZM138 248V249H139ZM100 249V248H99ZM106 249H107V247H106ZM110 249V248H109ZM108 249V250H109ZM112 249H114L115 250V248H111V250ZM138 249H136L137 251H138ZM144 249V248H143ZM142 249V250H143ZM172 249V248H171ZM103 250H105V248L103 249ZM102 250V251H103ZM107 250V251H108ZM136 250L134 251V252H136ZM142 250H140L141 252H142ZM101 251V250H100ZM146 251V250H145ZM174 251V250H173ZM109 252V251H108ZM112 252V251H111ZM110 252V253H111ZM139 253V254H137L136 256V259H135V261L134 260H132V261H130V259H128L127 258V256H129L130 257V255H126L125 257L124 256H121L120 258H118V257H114L113 258V256L112 257H108V259L106 258V260H109L108 261V263L109 264H118V262L120 263V261L123 263V264H132V263H135V264H146L145 262H146V260L145 259H150V258H153V257H155L156 255H157V252H155V251H153V253H149V255H147L148 254V252L146 253V255H145V253ZM144 252V251H143ZM162 252V251H161ZM99 253V252H98ZM100 253H102V252H100ZM99 253V254H100ZM177 253V254H178ZM105 254H107L106 253V250H105ZM104 254V255H105ZM121 254V253H120ZM125 254V253H124ZM130 254H133V251H132V253L130 252ZM113 255V254H112ZM115 255V254H114ZM135 255V254H134ZM176 255V254H175ZM97 256V255H96ZM109 256V255H108ZM178 256V255H177ZM98 257V256H97ZM125 258L126 260H121L122 258ZM156 257H158V256H156ZM123 258V259H124ZM128 259V260H127ZM133 259H134V257H133ZM155 258H153V260H154ZM174 259H175V257H174ZM105 260V261H106ZM152 260V261H153ZM156 260H157V258H156ZM178 260L176 259V261H177V263H178ZM158 261V260H157ZM149 262V261H148ZM155 262V261H154ZM121 263V264H122ZM174 263H176L175 261H174ZM180 263V262H179ZM106 264V263H105ZM148 264V263H147ZM151 264V263H150ZM184 264V263H183Z\"/></svg>",
    "mask_w": 264,
    "mask_h": 264
},
{
    "label": "crops",
    "instance_id": "crops-1",
    "mask_svg": "<svg viewBox=\"0 0 264 264\" xmlns=\"http://www.w3.org/2000/svg\"><path fill=\"white\" fill-rule=\"evenodd\" d=\"M241 85H245L246 87H248V89L250 91V96L246 100H251L250 97H252V100H258V99H260L261 95H264V88H262V86H260L261 84L254 85L251 83V81H247V82L245 81ZM237 98H240V97H237Z\"/></svg>",
    "mask_w": 264,
    "mask_h": 264
}]
</instances>
